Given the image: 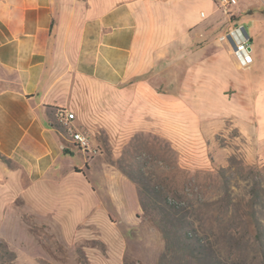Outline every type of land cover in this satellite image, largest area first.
Masks as SVG:
<instances>
[{
  "label": "crops",
  "instance_id": "obj_1",
  "mask_svg": "<svg viewBox=\"0 0 264 264\" xmlns=\"http://www.w3.org/2000/svg\"><path fill=\"white\" fill-rule=\"evenodd\" d=\"M231 15L214 0H0V153L15 166L0 160V212L31 207L45 216L76 217L71 232L80 218L100 223L93 232L113 231L96 192L111 177L96 174L68 129L92 148L82 131L83 121L95 116L90 100H107L113 91L120 100L130 93L155 100L162 74L174 83L180 66L186 82L196 66L209 75L216 65L219 96L239 104L236 126L264 146V0H238ZM236 28L249 38V67L234 56L233 42L221 41ZM61 111L75 115L67 130L58 125ZM75 155L84 163L74 164ZM95 263L123 258L99 256Z\"/></svg>",
  "mask_w": 264,
  "mask_h": 264
},
{
  "label": "rangeland",
  "instance_id": "obj_2",
  "mask_svg": "<svg viewBox=\"0 0 264 264\" xmlns=\"http://www.w3.org/2000/svg\"><path fill=\"white\" fill-rule=\"evenodd\" d=\"M223 62L230 66L232 61ZM199 68L186 82L182 66L174 83L163 73L153 89L155 100L146 96L140 101L133 93L120 100L115 91L107 93V100H90L95 116L83 121L82 131L93 147L85 154L99 177L106 172L111 177L112 184H97L96 192L113 231L93 232L100 223L80 218L71 232L76 217L7 206L0 212V240L9 253L0 251V264H93L99 256L123 258L122 264H177V258L167 254L175 245L166 237L192 225L218 226L217 218L230 225L228 218L242 212L243 199L252 190L259 202L254 210L263 225L262 241L242 247L247 255L236 263L264 264V146L236 126L239 104L219 96L216 65L209 67V75ZM234 69L232 65L230 73ZM4 84L0 80V91ZM70 159L84 163L80 155ZM140 189L148 213L142 210ZM133 201L138 202V213L132 210ZM173 207L180 211V224L171 218ZM118 240L124 247L119 253L114 249Z\"/></svg>",
  "mask_w": 264,
  "mask_h": 264
},
{
  "label": "trees",
  "instance_id": "obj_3",
  "mask_svg": "<svg viewBox=\"0 0 264 264\" xmlns=\"http://www.w3.org/2000/svg\"><path fill=\"white\" fill-rule=\"evenodd\" d=\"M5 159L0 153V160ZM144 195L145 191L140 189L141 207L143 212L148 213V208L143 201ZM230 197L226 192L225 198L229 200ZM258 203L255 190H252L247 194V199H243V210L240 214H232L229 218L228 214L225 215L224 219L227 217V223H230V225H224V220H218L217 218V222L220 221L218 226L195 227L192 225L190 228L177 230L173 238L171 236L166 237V242L175 245L167 251V254L176 257L177 264H199L201 262L237 264V260L239 261L247 255L242 247L246 245L250 247V245L259 244L262 241L263 225L254 210ZM169 209H171L169 210L171 211V218L180 224L182 217L179 215V209L175 207ZM8 249V245L0 240V251L9 253ZM230 260L231 262H229Z\"/></svg>",
  "mask_w": 264,
  "mask_h": 264
},
{
  "label": "built area",
  "instance_id": "obj_4",
  "mask_svg": "<svg viewBox=\"0 0 264 264\" xmlns=\"http://www.w3.org/2000/svg\"><path fill=\"white\" fill-rule=\"evenodd\" d=\"M217 6L223 10L228 16L231 15V10L238 4V0H214ZM221 41L233 42V54L242 67H249L253 63L251 56V48L249 45V38L243 28H236L228 34L221 37ZM60 122L66 127L75 119L73 113L68 111H61L59 113ZM71 135L72 142L84 152L89 153L92 151L89 140L81 133H76L72 129H68Z\"/></svg>",
  "mask_w": 264,
  "mask_h": 264
}]
</instances>
